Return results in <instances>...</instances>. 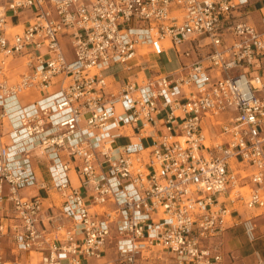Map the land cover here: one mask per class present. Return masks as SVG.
Instances as JSON below:
<instances>
[{
  "label": "built area",
  "instance_id": "2783aa9c",
  "mask_svg": "<svg viewBox=\"0 0 264 264\" xmlns=\"http://www.w3.org/2000/svg\"><path fill=\"white\" fill-rule=\"evenodd\" d=\"M6 123L0 264H227L219 238L264 216V0H0Z\"/></svg>",
  "mask_w": 264,
  "mask_h": 264
},
{
  "label": "crops",
  "instance_id": "0c3cea01",
  "mask_svg": "<svg viewBox=\"0 0 264 264\" xmlns=\"http://www.w3.org/2000/svg\"><path fill=\"white\" fill-rule=\"evenodd\" d=\"M259 3H262V2H259ZM255 4H253L252 8H251V10H252L251 14L252 15H256L257 10L262 6V5H260L257 9H255V8L253 9V6ZM169 53L170 52L167 53L168 61L173 63V64L170 68H165V67L161 66L166 71H171V70L178 68V66L181 62L180 57H178L174 52L173 53H174L175 60L174 59L171 60ZM161 60H162V58H161ZM161 60L159 61L160 63H161ZM161 65H162V63H161ZM136 70L137 69H133L129 73L132 74ZM129 73L127 71H125L122 67H119V66H113V67H110V68H107L104 70V75L108 79L110 78L111 81L113 80L114 82L117 80H122L127 75H129ZM37 97H38V93L33 92L31 96H22L18 100H19L20 104H26L29 101V99L30 100L36 99ZM9 130H10V128L8 129L7 126L5 125V129L2 131V135H0V140L3 141V143L6 145H10V146L13 145V147L11 148V152L16 153V150L19 147V145L17 143L18 141L15 140L14 136L9 133ZM151 136H152V134H151L150 130H147L145 132V136L144 135L142 136V135H139L136 130H134V129L132 130L131 128L126 127L123 130V135L119 138V140H117V143L122 144V145L141 144L142 146H147L150 144ZM144 142H147V144ZM30 162H31V167L34 170V172L38 178H42V179H46V180L50 179L49 170L47 169L48 166L50 165V163H48L44 158H40V159L31 158ZM36 192H38V190L35 187H27V188L25 187L22 189L21 194L31 195V194H35ZM262 217H264V216H262ZM262 217H260V218H262ZM259 219H256L257 228L259 225ZM263 222H264V218L262 219L261 224H260V232L259 233L256 232L257 239L264 236V223ZM236 226H239V225H236ZM236 226H234V227H236ZM234 227H232V228H234ZM232 228H230V229H232ZM257 228H256V230H257ZM230 229L225 231L223 233V235L219 238V240L221 242V248H222V251L225 255V259H226L227 264H231L232 259L236 260L238 258L241 260V262L252 264L251 263L252 260L250 259L251 255L254 256V264H258V258L259 257L264 260V257L261 255L259 250L252 249V251L249 254L247 253V254H244V256H243L242 255V253L244 252L243 250L238 249V247H235L234 245L232 248H230V246L227 244V242L231 239ZM12 249L13 248H12V243H11L10 238H0V263L9 262V261H12L15 259L14 255L12 253ZM21 261L24 262V259L22 258Z\"/></svg>",
  "mask_w": 264,
  "mask_h": 264
},
{
  "label": "rangeland",
  "instance_id": "374dc122",
  "mask_svg": "<svg viewBox=\"0 0 264 264\" xmlns=\"http://www.w3.org/2000/svg\"><path fill=\"white\" fill-rule=\"evenodd\" d=\"M260 5H262V3H259L257 2L254 6H253V9H257ZM63 49L64 51L66 52L67 56L69 59L72 58V53H73V50H72V47L69 45V43L65 42L63 44ZM174 51H171L169 54H170V57H171V60H175V57H174ZM132 61L129 62V64L131 63ZM161 63H162V66L165 67V68H170L172 66L173 63L169 62L168 61V56L167 55H164L162 57V60H161ZM18 103H19V100H16V99H12V100H9L7 101L6 103V108H12V110L10 109L11 113L14 112V108L18 106ZM15 117L17 116V114H14ZM7 126V128L9 129V125L6 123L5 124ZM147 144V142H144ZM53 198H57L56 195H52ZM264 217L260 218L259 219V225H258V228L256 230L257 233L260 232V224H261V221ZM230 237L231 239L227 242V244L230 246V248L233 247V245L235 247H238V249H241L243 250L244 252L242 253V255L244 256V254H249L252 249H256V250H259L261 255L264 257V236L261 237V238H258L256 239L255 241L253 242H249L245 236V233L243 231V228L241 225L239 226H236L232 229H230ZM250 259L252 260V264H254V256L251 255L250 256ZM232 263L231 264H249V263H244V262H241V260L238 258L236 260L232 259L231 260Z\"/></svg>",
  "mask_w": 264,
  "mask_h": 264
},
{
  "label": "bare ground",
  "instance_id": "6f19581e",
  "mask_svg": "<svg viewBox=\"0 0 264 264\" xmlns=\"http://www.w3.org/2000/svg\"><path fill=\"white\" fill-rule=\"evenodd\" d=\"M16 29H17V28H15V30H16ZM26 93L28 94L29 92H26ZM30 95H31V94H30ZM11 116L13 117V119L16 118L13 112H12ZM14 123H16V122H14Z\"/></svg>",
  "mask_w": 264,
  "mask_h": 264
}]
</instances>
